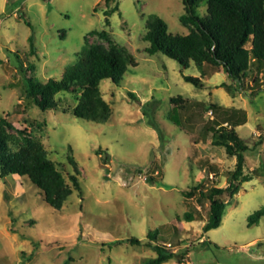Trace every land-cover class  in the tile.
<instances>
[{
    "label": "rangeland",
    "instance_id": "1",
    "mask_svg": "<svg viewBox=\"0 0 264 264\" xmlns=\"http://www.w3.org/2000/svg\"><path fill=\"white\" fill-rule=\"evenodd\" d=\"M184 13L183 0H0V121L12 126L5 128L12 149L24 141L41 146L72 189L58 210L27 177L2 178L0 168V264H147L156 257L146 244L154 232L155 243L176 253L161 264H264V217L248 224L264 209V74L259 87L251 74L245 89L230 94L218 87L227 81L220 67L185 69L161 52L149 55V16L187 34ZM198 13L206 14V4ZM85 45L134 62L120 83L100 84L111 109L106 122L75 117L72 93L57 94L56 107L44 111L26 92L28 77L60 79ZM29 65L34 69L26 71ZM184 74L202 77L205 86ZM174 96L185 100L179 126L168 116ZM211 103L246 113L236 130L249 146L245 174L252 178L223 196L222 223L205 232L210 202L199 191L183 192L228 187L236 164L213 143L215 113L204 108ZM186 213L194 220H184ZM132 237L144 244L126 242Z\"/></svg>",
    "mask_w": 264,
    "mask_h": 264
},
{
    "label": "trees",
    "instance_id": "2",
    "mask_svg": "<svg viewBox=\"0 0 264 264\" xmlns=\"http://www.w3.org/2000/svg\"><path fill=\"white\" fill-rule=\"evenodd\" d=\"M183 3L185 13L180 17V22L189 28V33L173 34L162 17L151 14L147 19L146 32L143 36L144 40L150 43L145 51L149 55L161 52L185 69L191 64L200 71L206 66L222 68L227 81L218 87H226L230 94L234 93L235 88L245 89L246 81L251 74H255L253 82L259 87L263 82L259 79V74H264V0H183ZM202 4H206L204 16L198 13ZM106 15H109L108 11ZM101 34L106 35L105 32ZM133 63L117 50L107 49L103 45H85L79 52L77 62L67 66L60 79L49 78L40 81L28 77L26 92L44 111L56 107L57 94L72 93L78 100V105L72 110L75 117L96 123L106 122L111 116V109L102 97L100 84L105 80L120 83ZM33 67L34 65L27 66L26 71L34 69ZM183 76L197 88L205 86L206 82L202 77L185 74ZM171 102L173 105L168 113L169 120L179 126L181 123L179 110L184 106L185 100L181 96H174ZM197 103L204 105L202 102ZM204 108L215 113L209 126L213 143L224 147L228 155L236 157L228 187L214 186L209 190H203L202 185H197L190 192H183L186 197H191L199 191L201 197L210 202L209 217L204 225V231L208 232L218 228L222 223L227 210L223 196L227 192L234 195L237 192L236 182L240 179L251 180L252 177L245 174L246 152L249 146L236 130L237 126L246 122V113L219 103H211ZM6 127L12 126L1 119V177L14 174L27 177L40 189L45 202L60 210L72 193L62 171L41 146H33L24 141L16 149H12L9 136L5 132ZM70 179L76 190L81 192L78 177L72 174ZM263 217L264 209L257 210L248 217L249 226L258 224ZM184 220L190 222L194 218L192 214L186 213ZM152 235L154 236L155 232L149 233L150 242L146 244L155 248L156 257L147 261V264H161L176 255L168 250L166 243L164 245L155 243L157 239ZM126 242L144 244L134 237L128 238Z\"/></svg>",
    "mask_w": 264,
    "mask_h": 264
}]
</instances>
